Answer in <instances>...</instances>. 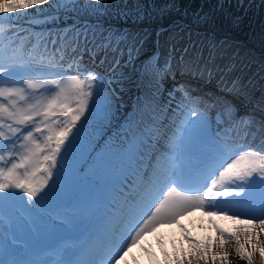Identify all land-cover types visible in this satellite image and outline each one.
<instances>
[{
    "label": "rangeland",
    "instance_id": "1",
    "mask_svg": "<svg viewBox=\"0 0 264 264\" xmlns=\"http://www.w3.org/2000/svg\"><path fill=\"white\" fill-rule=\"evenodd\" d=\"M78 2L72 8L69 1L49 0L19 14H0V24L12 30L5 47L15 42L24 53L45 55L59 49L64 61L82 55L81 69L103 74L106 84L111 81L108 86L116 97L112 115L103 128L90 122L87 133L92 145L125 142L132 131L137 135L155 132L161 137L170 134L183 118L177 105L188 91L199 103L198 110L206 112L217 136L237 144L264 146L260 130L264 122V0ZM122 5L137 8L136 17ZM159 30L166 31L169 42L161 43V35L156 38ZM182 63L196 67L195 73L205 79L186 78L181 83L179 77H169ZM245 121H254L256 129L247 137ZM145 151L146 166L154 148ZM94 161L95 154L89 149L77 154L71 167L65 166L61 195L42 210L43 219L18 203L6 204L16 234L34 251L32 258L46 259L49 253L41 250L70 232L80 235L103 214L106 200L119 199L120 192L136 180L134 169L120 176L97 175ZM210 211L197 207L174 222L160 224L133 246L125 258L127 264H179L180 259L187 264V258L194 255L188 237L208 252L206 259L194 264H248L234 241L224 242L223 250L217 244L226 241L218 227L238 233L243 242L244 231L251 230L247 219L241 223L230 218L235 213L225 217L210 215ZM246 247L252 250L250 244ZM252 264H264V257L255 252Z\"/></svg>",
    "mask_w": 264,
    "mask_h": 264
},
{
    "label": "snow or ice",
    "instance_id": "2",
    "mask_svg": "<svg viewBox=\"0 0 264 264\" xmlns=\"http://www.w3.org/2000/svg\"><path fill=\"white\" fill-rule=\"evenodd\" d=\"M48 2L0 0V14H19ZM69 2L76 7L74 0ZM11 32L0 24V139L5 142L0 144V264H127L125 258L148 232L197 207L211 209L213 216L235 213L230 218L241 223L247 219L251 230L244 231L243 242L238 233L218 227L226 241L217 244L223 250L224 242L234 241L248 264L255 252L264 257V146L217 136L188 91L177 105L183 118L170 134L132 131L125 142L92 145L90 122L103 128L112 115L116 97L111 81L106 84L103 74L81 69L82 55L70 57L65 68L59 49L45 55L24 53L15 42L5 47ZM69 70L77 74L68 75ZM243 123L246 137L256 131L254 121ZM260 130L264 132V122ZM149 147L154 151L145 166ZM89 149L97 175L120 176L134 169L136 180L119 199L106 200L103 214L84 232L42 249L49 253L46 259L32 258L34 253L15 232L11 213L4 219L6 204L18 203L43 219L42 210L61 195L65 166ZM188 239L194 255L187 264L206 259L208 252Z\"/></svg>",
    "mask_w": 264,
    "mask_h": 264
},
{
    "label": "trees",
    "instance_id": "3",
    "mask_svg": "<svg viewBox=\"0 0 264 264\" xmlns=\"http://www.w3.org/2000/svg\"><path fill=\"white\" fill-rule=\"evenodd\" d=\"M64 1H69V0H64ZM74 3L76 4V6H78L79 2H78V0H74ZM122 6L124 7L125 12H127L130 16L136 17L135 16L136 14H134L133 12L137 11V8L134 9V7H133V8L130 9L127 5L126 6L122 5ZM79 9L81 10V8H79ZM158 28L159 29L162 28V25H159ZM160 31H162V30L158 31V36H156V38H158L161 35V37L159 39V41L161 43L164 44V43H167V41L169 42V40L165 37V34H164L166 31H162L161 33H160ZM201 68L202 67H199V69H201ZM175 69L176 70H180V71H184V72H188V73H195L198 70L196 67H193V66L189 65L188 63H182L180 65V68L178 67V68H175ZM169 70H171V69H169ZM172 72H173V70H171V73H169L170 76H171ZM262 97H263V100H264V96H262ZM262 102H264V101H262Z\"/></svg>",
    "mask_w": 264,
    "mask_h": 264
},
{
    "label": "bare ground",
    "instance_id": "4",
    "mask_svg": "<svg viewBox=\"0 0 264 264\" xmlns=\"http://www.w3.org/2000/svg\"><path fill=\"white\" fill-rule=\"evenodd\" d=\"M118 87V86H117ZM147 237V236H146ZM30 251L34 252L33 250L29 249Z\"/></svg>",
    "mask_w": 264,
    "mask_h": 264
}]
</instances>
